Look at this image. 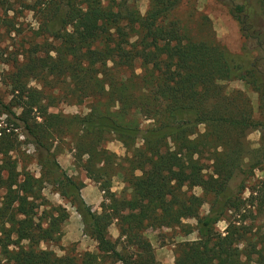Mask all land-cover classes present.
Returning <instances> with one entry per match:
<instances>
[{
	"label": "trees",
	"instance_id": "trees-1",
	"mask_svg": "<svg viewBox=\"0 0 264 264\" xmlns=\"http://www.w3.org/2000/svg\"><path fill=\"white\" fill-rule=\"evenodd\" d=\"M183 1L148 0L144 15L134 0H33L28 6L38 23L34 34L58 46L28 49L7 76L17 95L10 106L20 114L0 106L7 120L21 123L41 172L17 170L12 153L21 142L0 126V264H158L145 232L175 228L184 236L196 232L197 239L176 245L174 264H264V222L254 225L264 215V33L256 28L264 22V0L230 5L244 39L240 57L214 37H189L172 17ZM202 25L211 32L208 19ZM4 58L0 48V63ZM29 81L59 93L54 103L92 100L89 112L49 113L42 91H24ZM233 81L257 94L258 120L243 91H227ZM143 121L149 122L144 129ZM253 131L260 134L257 148L248 140ZM68 136L75 139L74 162L104 192L108 204L100 213L81 198L85 185L55 159L54 142ZM110 137L130 155L120 160L108 152L103 145ZM117 171L129 198L111 191ZM46 176L63 184L58 193L71 200L95 251L58 256L42 248L61 241L69 218L41 195ZM194 188L209 205L204 216L190 194ZM189 218L195 225L183 222ZM220 221L223 233L216 229Z\"/></svg>",
	"mask_w": 264,
	"mask_h": 264
},
{
	"label": "rangeland",
	"instance_id": "rangeland-1",
	"mask_svg": "<svg viewBox=\"0 0 264 264\" xmlns=\"http://www.w3.org/2000/svg\"><path fill=\"white\" fill-rule=\"evenodd\" d=\"M136 7L141 15H144L148 9V0H134ZM33 0H0V48L5 53V58L0 63V105L9 106L15 115L20 114L19 108L11 107L10 104L14 103L15 93H13L12 87L8 85V74L13 70V62L22 61V54L28 49L34 46H41L45 42L51 43L54 47L58 46L57 41H50L43 37H38L34 34L37 30L38 23L33 13L29 10L28 6ZM232 4H245L248 5V0H184L180 6L174 11L173 18L178 20L182 26L186 28L187 35L195 40L201 39L207 35V38H213L214 40L223 46L226 50L239 57L242 55V47L244 39L240 31L239 23L230 14V5ZM253 12V9L251 11ZM204 19L209 20V26L211 32H206ZM264 33V22L257 23L256 28ZM211 36V37H210ZM49 80V79H48ZM43 82L29 81L24 91L29 90L31 94H34V90L42 91V96L45 98L44 104L48 108L49 113H56L65 116H84L89 112L90 104L92 100L86 99L81 104L74 103H62L53 102V98L59 100L61 95L54 91H49V87H42ZM45 85V82H44ZM227 91L241 90L243 91L251 101V105L254 112V119H259L258 112V96L250 88L245 86L240 81L228 82L225 84ZM55 93V94H54ZM60 101V100H59ZM51 105V106H50ZM3 110L0 106V126L3 128L13 129L14 134L18 135V139L21 145L18 150L12 153V158L17 162V170H27L35 177L40 176L41 168L37 164V152H35L32 144L29 143V138L24 137V131L21 127V123L11 118L7 120V116L3 114ZM34 114V113H33ZM32 114V115H33ZM37 119V118H36ZM37 122H41V119H37ZM149 124L148 121L141 123V128L144 129ZM18 125L17 129H15ZM199 131H203V127H199ZM260 134L258 131H253L249 136L248 140L251 148H257L259 146ZM74 138L68 136L63 138L61 141L54 142L53 151L55 153V159L60 169L76 183H86L97 187L96 184L86 178L85 172L82 168L74 162ZM136 146H140L139 141L135 143ZM104 148L115 154L118 159L123 160L130 155L126 151L125 145L118 137H110V139L104 143ZM124 164L123 161L120 162ZM58 175V174H57ZM258 177H262V174L257 173ZM51 177L44 178V185L42 189V196L45 201L49 202L53 206H61L65 208L70 216L73 213L74 219L72 223H68V219L62 225L63 236L59 243L56 245H48L47 247L42 245V248H48L53 250L58 256L63 255H78L85 251L79 248L80 233L82 232L83 226L80 216L76 212L75 207L71 204V200L63 199L58 190L63 184L54 185ZM85 185V184H84ZM83 189V188H82ZM111 191L114 192L118 197L129 198L130 189L128 184L123 182V175L117 171L115 176L112 178ZM94 193L97 196L102 197L99 205H107L108 202L104 198V192H101L98 188ZM190 194L198 198L199 215L204 216L208 213L209 205L202 196V191L199 188L191 190ZM247 196V195H246ZM39 202V201H38ZM37 202V203H38ZM43 208H40L37 212L38 216L41 214ZM47 210L49 208H46ZM101 212V209L98 213ZM76 213V214H75ZM184 223L195 225L194 219H185ZM264 222V215L261 216L254 225H261ZM251 224L252 222H245ZM115 225L109 227V234L114 233ZM226 223L220 221L216 225V229L219 232H224ZM112 236V235H111ZM145 237L150 241L154 248L155 257L158 264H174L176 245L182 241H194L197 239L196 232L188 236H184L183 232L179 229H159V230H147ZM113 238V237H112ZM116 239V238H113ZM86 246L91 245V241L88 239L84 240Z\"/></svg>",
	"mask_w": 264,
	"mask_h": 264
},
{
	"label": "crops",
	"instance_id": "crops-1",
	"mask_svg": "<svg viewBox=\"0 0 264 264\" xmlns=\"http://www.w3.org/2000/svg\"><path fill=\"white\" fill-rule=\"evenodd\" d=\"M85 186L84 188L80 191V196L83 199V201L85 202L86 205H88L92 211L95 212H99L100 205L99 202L100 200H102V197L97 196V194L94 193V189L96 190L97 187L91 186V185H86V183H84ZM76 214V213H75ZM73 213H70L69 219L67 220L68 223H72L73 221H76V219H74V217L72 216ZM79 223L81 224V221L79 220ZM115 227V226H114ZM113 238H117L118 236V232L117 229H114V233L111 234ZM85 239H88L91 241V245L89 244V246L87 247L85 243ZM79 248L83 251H95L96 250V244L95 242H93L91 239H89L88 237L84 236L82 234V232L80 233V239H79ZM116 264H120V263H116ZM164 264V263H162Z\"/></svg>",
	"mask_w": 264,
	"mask_h": 264
}]
</instances>
